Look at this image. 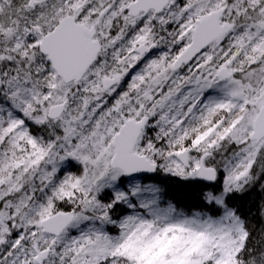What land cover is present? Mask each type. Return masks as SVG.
I'll use <instances>...</instances> for the list:
<instances>
[{
  "label": "snow or ice",
  "instance_id": "1",
  "mask_svg": "<svg viewBox=\"0 0 264 264\" xmlns=\"http://www.w3.org/2000/svg\"><path fill=\"white\" fill-rule=\"evenodd\" d=\"M0 264H264V0H0Z\"/></svg>",
  "mask_w": 264,
  "mask_h": 264
}]
</instances>
